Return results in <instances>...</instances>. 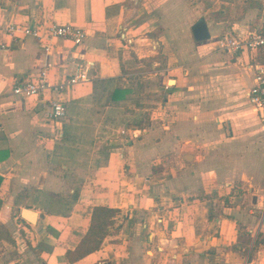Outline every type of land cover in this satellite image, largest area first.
Segmentation results:
<instances>
[{
    "label": "crops",
    "instance_id": "1",
    "mask_svg": "<svg viewBox=\"0 0 264 264\" xmlns=\"http://www.w3.org/2000/svg\"><path fill=\"white\" fill-rule=\"evenodd\" d=\"M200 21L209 35L195 40ZM51 22L83 28V42L6 32ZM263 23L264 0H0V264H264V125L248 100L264 50L223 44ZM157 53L167 121L138 128L120 118L121 83ZM42 69L50 83L78 69L86 80L12 92ZM102 83L109 100L91 104ZM96 205L118 209L109 233L70 261Z\"/></svg>",
    "mask_w": 264,
    "mask_h": 264
},
{
    "label": "built area",
    "instance_id": "2",
    "mask_svg": "<svg viewBox=\"0 0 264 264\" xmlns=\"http://www.w3.org/2000/svg\"><path fill=\"white\" fill-rule=\"evenodd\" d=\"M6 32L13 37L17 38V34L31 36L38 41L50 40L53 37L70 39L74 44H81L86 36V31L70 23H37L33 26H21L18 23H10L6 27ZM223 44L233 50L260 51L264 50V23L257 26L253 30L247 32L245 37L231 38L230 36H224ZM9 48L4 42H0V50ZM48 47H45L47 49ZM250 66H254V82L248 90V100L258 113V117L262 124H264V59L250 63ZM86 80L84 72L79 69L73 74L67 77L64 81L57 83H50L47 79L46 69L40 70L36 75L26 78L14 83L12 92L20 96H32L44 91L51 90L56 93L62 92L68 85H73ZM49 117L56 119L62 117L65 114V107L59 99L52 98L49 101ZM2 122L0 119V129Z\"/></svg>",
    "mask_w": 264,
    "mask_h": 264
},
{
    "label": "rangeland",
    "instance_id": "3",
    "mask_svg": "<svg viewBox=\"0 0 264 264\" xmlns=\"http://www.w3.org/2000/svg\"><path fill=\"white\" fill-rule=\"evenodd\" d=\"M151 61H156L158 63L153 69L150 68ZM133 62L135 63L130 64V70H128L131 80H123V83H121L129 85L130 88L128 97L120 103L121 120L131 119L130 122L133 121L134 124L138 125V128H145L151 122L156 124V122L162 123L167 121L166 115L158 113L159 110H157L161 105H163L165 102V97H167V93H165L164 90V85L162 86L160 84L158 80L160 75L157 72V75H149V72H154L159 67L161 68V66L164 64L163 54H154L151 59L146 61L144 60L143 62H139L138 60ZM197 82L199 85H201V81L197 80ZM166 84L168 85L167 82ZM109 87L111 86H108L106 83L98 85L96 87L98 91H96V94L93 95L92 100L89 102L91 104H105L109 100L106 94L109 91ZM202 98L204 99V97ZM76 146L78 147V145ZM79 146L82 148L81 145ZM95 146L97 147V145L93 146V144L87 143V145L84 147V149H86L84 153L86 152L85 156H87L86 164L94 162L92 155L95 152L93 151V147ZM78 158L80 159L81 157ZM82 161H85V158L82 159Z\"/></svg>",
    "mask_w": 264,
    "mask_h": 264
},
{
    "label": "trees",
    "instance_id": "4",
    "mask_svg": "<svg viewBox=\"0 0 264 264\" xmlns=\"http://www.w3.org/2000/svg\"><path fill=\"white\" fill-rule=\"evenodd\" d=\"M115 98L116 95L113 94L112 99ZM117 212L118 209L116 208L103 205L93 206L90 213L88 229L76 247L66 251L67 259L74 261L98 249L104 237L109 233L108 228L113 224V218Z\"/></svg>",
    "mask_w": 264,
    "mask_h": 264
},
{
    "label": "water",
    "instance_id": "5",
    "mask_svg": "<svg viewBox=\"0 0 264 264\" xmlns=\"http://www.w3.org/2000/svg\"><path fill=\"white\" fill-rule=\"evenodd\" d=\"M192 34L195 40H202L208 37V31L206 28V24L203 21L197 22L193 25L192 27ZM168 83H174V79L169 78L168 79ZM191 154L187 153L184 155V159L188 160L190 159ZM22 215L31 223L35 222V216L36 213L32 210H28V209H22L21 211Z\"/></svg>",
    "mask_w": 264,
    "mask_h": 264
}]
</instances>
